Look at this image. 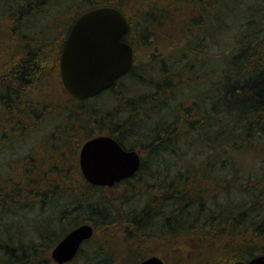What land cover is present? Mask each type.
Here are the masks:
<instances>
[{
    "label": "rangeland",
    "instance_id": "obj_1",
    "mask_svg": "<svg viewBox=\"0 0 264 264\" xmlns=\"http://www.w3.org/2000/svg\"><path fill=\"white\" fill-rule=\"evenodd\" d=\"M22 1L25 0H0V20L7 17L5 12H15L22 5ZM46 1L42 5L37 3L35 5L37 8L33 11H27L24 19L8 21L5 25L6 33H3L4 29L0 31V46L3 47L0 53L2 62L8 60L10 56L25 58L28 44H26L27 41L25 43L18 41L17 33L25 34L28 37L40 34L41 40L60 35L59 40H62L65 32L76 18L75 9L80 14L95 6L96 2L103 3V0H92L94 5L90 3V0ZM188 1L183 0L182 4H179L175 0H111L112 3L123 9L135 28L130 41L135 46L136 63L130 74L123 77L113 89L106 91L87 104L88 109H92L91 115L107 114L108 117L105 121L111 124L112 122H126L130 113V110L127 109L129 105L126 102L137 100L138 106H136L134 114L138 119L130 116L132 122L124 125L125 128L131 126V129H134L133 122L136 121L143 128L135 131L142 135H137L134 130L129 132L131 130L129 129L128 132H125L130 137L124 138L123 141L127 146H132L140 152L145 160L148 156L141 145L144 144L148 131L151 129L150 124L157 123L163 116H158V106L155 107L157 104L151 105L150 100L154 98L155 101L162 97L158 103L162 104L163 108L167 107L165 110L171 112L172 121L174 120L175 125L179 128L176 132V137L180 139L178 145L173 150L170 149L171 152L162 153L158 158L161 164L151 166L154 167L152 173L158 172L154 177L144 174L140 180L131 182L132 186H130V182H124L111 188H91L86 196H83L85 201L79 203V192L75 197H66L63 193L67 189L63 190L59 187L58 195H54V198L47 189V186L54 182L53 180L30 178L31 185H35L47 193L43 201L34 197L33 206L27 207V196L23 200L22 194H26L27 189L29 191L33 189V186L25 185L28 183V179L14 177L4 179L8 190L13 186L21 189L18 201L26 203L25 205L15 204L13 206L15 214L2 220L3 224L8 223L11 226L15 222L27 226L21 240L22 244L42 248L40 243L45 244V239L48 236L46 233L43 236L38 235V230L51 224L50 229H54V231L50 230L51 237H63L67 232L64 229L69 227L67 221L74 219L76 214L88 216V213L82 214L81 210L94 206L96 201H99L104 210L98 220L101 222L104 220L107 223L101 226L97 222L100 227L95 230L93 239L83 246L79 257L67 264H93L99 259V255L103 256L108 264H126L133 256H137V260L156 256L162 259L165 264H225L226 260L231 259L232 243L234 242L227 238L229 232H225L219 237V240H216L213 237L214 232L217 234L224 225L210 222L209 217L215 219V215L222 216L228 212L231 213L229 214L231 217H237L242 212L244 213L243 219L248 218L247 221L252 224L253 228V225L264 222V134L257 133L254 128L247 131L243 122L235 120L236 118L232 115L224 118L223 112L216 109L221 96L218 87H222L223 71L229 66L230 56L241 52L234 48L236 47L235 41L238 40L237 31L246 25L247 18L250 17L253 19L252 23L259 26L258 42L261 43L264 37V0H231L233 7L230 10L224 9L218 16V21L214 22L215 26L222 27L221 33L214 37L210 31H201L199 25L197 26V20L192 18L195 19L198 11L196 8L189 9ZM8 3L11 4L8 5ZM151 11H165V13L160 14V19L150 22L143 21V26L151 29L149 38L152 43L146 45V42L140 41L139 38L140 32H143L140 27L142 23L140 19H145L144 15ZM192 12L193 14H191ZM15 28L20 31H13ZM51 41L53 40L51 39ZM33 43V41L30 42V45L33 46ZM251 45L259 44L253 42L247 46ZM260 49V46L254 47L256 53H264ZM47 72L49 73L48 77H51L47 79L45 90L48 98L45 103L47 105L63 104L61 101L63 98L60 96V92H63L60 77L53 76L51 71ZM32 101L35 103H33L34 105L38 104V100ZM196 101L200 102L201 116L193 113L194 109L199 107L198 103L195 106ZM147 104L151 105L153 110H150ZM187 113L197 122L190 125H186L184 122L181 124L183 116ZM232 113L236 112L232 111ZM65 115L64 113L50 115L46 127L60 123ZM262 115L264 116V113ZM27 118L25 116L24 119ZM169 118H167L168 121ZM83 120L87 127L84 130L92 132V121L88 114ZM260 121L261 124L256 128L264 131V120ZM42 122L44 123V121ZM75 123H78V118ZM29 133H26V135L28 134L26 140L20 142L22 144H11L0 153V171L9 172L13 176L14 170L10 168V163L7 166L2 157L9 154L11 161L16 162L20 167L24 161V155L31 153L37 145L42 144L43 140L36 137L39 132ZM90 134L92 133L88 135ZM133 134H135V138H133ZM87 138L88 136L78 145H73L76 148L75 151L72 149L73 147L68 149L67 155H59V152L58 155H55L50 152L48 154L49 163L60 164V161H64L71 167V162H77L80 148ZM224 140L228 141L224 142ZM20 169L23 170V168ZM78 170L80 171L79 166ZM202 172L215 173L219 177L220 185H225L219 191L205 188L195 191L188 189L185 192L186 201L191 204L189 207L201 205L203 209L201 220L208 225L207 235L197 237L186 230L171 232L168 227L169 230L162 226H155L147 228L146 232L149 231L152 234L150 236L140 234L136 237L132 236L134 229L132 225L130 226V217L143 210L155 211L154 200L155 194L158 192L154 190L158 188V185L166 184L169 191H183L186 188V185L184 186L186 176L197 178L198 173ZM204 184L205 182L202 183V185ZM24 186L28 188L22 189ZM83 186L82 181L79 182L75 187L78 190L75 191H83L85 189ZM163 190L165 189H161V191ZM70 192L72 191L70 190ZM199 194L203 197L202 200H199L201 197ZM78 205L83 208L74 210ZM72 208L74 213H67L68 217L65 221L60 222L56 219L62 215V211ZM157 215L154 214L153 217L158 219ZM71 217L73 218L70 219ZM92 220H95V216H92ZM98 220L96 218L95 221ZM160 221L158 219L157 223ZM241 227L243 226H237L235 231L240 230ZM263 234L253 237L245 249L253 248L255 253L263 251ZM234 239L240 240L237 237ZM51 250L49 251L50 258Z\"/></svg>",
    "mask_w": 264,
    "mask_h": 264
},
{
    "label": "trees",
    "instance_id": "obj_2",
    "mask_svg": "<svg viewBox=\"0 0 264 264\" xmlns=\"http://www.w3.org/2000/svg\"><path fill=\"white\" fill-rule=\"evenodd\" d=\"M90 1V3L94 5V1ZM175 1L182 4L183 0ZM46 2V0L22 1V5L18 7L15 12H5L7 17L5 16L3 20H0V31L4 29L5 32L3 33H6L7 31L5 25L8 21H12L14 19H17L18 21L21 18L24 19L23 17L26 16L27 11H33L37 8V6H35L37 3L42 5ZM102 2L103 3L96 2V5L92 8L110 6V4L111 7H114L111 0H103ZM188 3L189 9L196 8V10L200 13L196 12L197 16L195 19L192 18L193 20H197V26L199 25L201 31H210L213 37L220 34L222 31V27L215 26L214 22L218 21L217 18L224 9L230 10L233 7L231 0H189ZM10 4L11 3H8V5ZM113 4L116 8H120L115 3ZM120 9L123 11L122 8ZM161 13H165V11H151L150 13L144 15L145 19H140V21L142 20V23L139 24L141 25L140 27L143 29V32H140L139 38L140 41L146 42V45L152 43L149 38V35L151 34L149 30L151 29L143 26V21L148 20V22H150L151 20L160 19ZM80 14H78L77 9H75L76 18ZM191 14H193V12ZM126 18L129 24V31L123 37V41L131 45L134 55L132 67L126 74L128 75L136 63V50L135 46H133L134 44L130 41L132 31L135 28L131 20L127 16ZM137 19L139 20V17ZM252 22L253 19L250 17L247 18L246 25L237 31L238 40L235 41L234 45L236 47L234 48L241 52L230 56L229 66L223 71L224 75L221 77L222 87H218V91L221 92V96L218 99L216 109L223 112L222 115L224 118L232 115L236 118L235 120L240 123L243 122L245 124L244 126L247 127V131H251L254 128L257 133L264 134L263 130L256 128L257 125L261 124L260 120H264V116L262 115V113H264V53L258 54L254 50V47L260 46L264 52V37L261 43L258 42V33L260 32L258 28L259 26L257 27V25ZM14 23L16 24V21ZM16 28L13 31L19 32L20 29ZM40 36V34H36L34 37H28L25 34L17 33L18 41H22L23 43L27 41L26 44H28V52L26 53L25 58L21 59L10 56L8 60L4 62L0 60V153L11 144L20 143L26 140L28 135H26L27 132H39V135L36 137L43 140L42 144L37 145L36 148L33 149V153L31 152L24 155V161H22L20 167H18L19 164L11 161L9 154L5 155L6 159L1 156L7 166L10 163V168L14 170V174L11 176L9 172L0 171V264H55L50 258L49 251L62 238L51 237L52 234L50 233V230L54 231V229H50V226H52L51 224L38 230V235L40 234V236H43L46 233V236H48L45 239V244L40 243L42 248L39 249L34 245L31 246L29 244H22L21 240L25 235L24 233L27 230V226L18 222L13 223L11 226L8 223L3 224L2 220L11 214H15L16 211L13 208L15 204L25 205L26 203H19L18 201L21 189L13 186L8 190L4 179H11L12 177L28 179V183L25 185L28 187L33 186V189L30 191L29 189L26 190V188H28L27 186L22 188L26 190V194H22V198L25 200L24 197L27 196V207L33 206L34 197H38L41 201H43L47 193L43 191V189H39L35 185H31V182L29 183L30 178L33 180H53L54 182L47 186L48 192H51L53 197L54 195H58L57 189H59V187L63 190L67 189V191H64L63 193L66 197H75L79 192V203L85 201L83 196H86V193L91 188H100L90 186L85 182L78 170L77 162H71V167L70 165L65 164L64 161H60V164L49 163L48 154L50 152L55 155H58V152L59 155H67V150L73 147L72 149L75 151L76 148L73 145H78L83 139H85L86 136H88V140L99 135H107L114 138L125 150H135L132 146H127L123 140L124 138H128L129 135L127 132L131 129V126H126L125 128L124 124H128L130 121L132 122L130 116L133 118L136 117V120L138 119V117L134 114V111L137 108L136 106H138L137 100H128L126 102L127 105H129L127 109L130 110V113L127 121L123 123H106L105 120L108 117L107 114L100 116L91 115L92 109H88L87 106V104L93 99L103 95L106 91L113 89V87H115L117 83H119L126 75L118 79L110 89H107L96 97L87 100L75 99L70 96L63 87H61L63 92H60V96L63 98V100H61L63 104L47 105L45 101L48 96L45 88L47 79L51 77H48L49 73L47 71H51L53 76H59V55L64 38L59 40L60 35H57L51 38L53 40L51 41V39L41 40ZM32 41L34 42L33 46L30 45V42ZM253 42L254 44L259 45L247 46ZM2 48L3 47L0 46V53ZM165 84L168 85V83ZM215 90H217V88H215ZM161 98L159 100H161ZM32 100H38V104L34 105L35 103ZM159 100L155 99L154 101V98H152L150 100V104H157L155 107L158 106V116L163 115L162 119H159L157 123L150 124L151 129L148 131L149 135L147 134V138L143 142L144 144L141 145V148L146 151V156H148V158L145 160L142 159L143 162L141 164V168L136 175L120 183L130 182L131 184L133 181L140 180V177L144 174H150L151 177H154V175L158 172L152 173V171H154V167L151 166L161 164V162L158 161V158L161 157L162 153L165 154L168 151L171 152V150H173L179 143L180 139L176 137V132L179 128L175 125V121H172L173 116L171 112L165 110L167 107L163 108L162 104L158 103ZM140 102H142V100H140ZM197 103L199 104V107H196L193 113L201 116L200 102L196 101L195 106H197ZM147 105L150 110H153L151 105ZM232 111L236 113L234 114ZM63 113L66 115L60 123L46 127L50 115H62ZM86 114H88L92 121V132L84 130V128H87L83 123V119ZM25 116L28 118L24 119ZM168 117H170L169 121L167 120ZM77 118L78 123H75ZM42 121H44V123ZM183 122L186 125H190L193 122H197V120L194 121V119L187 113L183 116L181 124H183ZM134 124L135 128L131 129L129 132L133 130L139 131L143 128L136 121L133 122V125ZM109 125H111V127H109ZM136 131L135 133L137 135H142L140 132L138 133ZM89 133L95 134L90 136L92 134L88 135ZM133 135V138H135V134ZM227 141L228 140H224V142ZM20 168H23V170ZM197 176V178L193 176L190 177L188 175L186 176V182L184 183L186 188H184L183 191H169L166 184L158 185V188L154 190L158 192V194H155L154 200L155 211L152 212L149 210H143L139 214H132L130 217V226L132 225L134 229V234L132 236L136 237L138 234L142 236H150L152 234L149 233V231L146 232L147 228L155 226H162L165 228L168 227L171 232H178L181 229V231L186 230L193 233V236L197 237H199V235H207L208 225L206 223L204 224L205 221L201 220L203 218V209L201 205L197 204L199 206L196 205V207H194L192 205L189 207L191 204L186 201L185 192L188 189L195 191L204 190L205 188L213 191H219L223 189L225 185H220L219 177L215 175V173L207 174L202 172L198 173ZM182 178L184 179V177ZM81 181L84 184L83 187L85 189L83 191H75L78 190V188H75L76 185ZM203 182H205L204 185H202ZM130 186H132V184ZM163 188L165 190L161 191ZM70 190L72 192H70ZM202 199L203 197L201 196L199 200ZM81 208L83 207L78 205V207L74 210H80ZM102 210H104V208L101 207L99 201H96L94 206L92 205L89 208L82 209L81 213H88L89 215L95 216V220L96 218L98 220L99 215L103 214ZM67 213L73 214V208L68 211H62V215L56 217V219L60 220V222L65 221L68 217ZM154 214H158L157 218L162 222L160 221V223H157L158 219L153 217ZM229 214L231 213L228 212V214H223L222 216L215 215L216 220L209 217L211 219L210 222H215L217 224L222 223L224 225L223 229L219 230L217 234L214 232L213 237H215L216 240H219L220 236H222L225 232H229L227 238L234 242L232 243L233 251L231 252V259L226 260L225 264H246L252 257L264 255V250L259 253H255L253 248L250 250L245 249L251 243L253 237L264 233V222L253 225V228L252 224L248 223V218L243 219L244 213H239L237 217H231ZM89 215L82 216L76 214L74 219L71 217L70 219L72 220L67 221L69 222V227L64 229L67 231L66 233L84 223H92L90 225L94 228L95 232V230L100 227L97 222H99L101 226L102 224L104 225L107 223V221L105 222L104 220H102V222L100 220H92V216ZM239 225L243 227H241L240 230L235 231V228ZM234 237H237L240 240H235ZM92 239L93 238L90 240ZM90 240L82 244L76 257L80 256L83 251V246L86 243H89ZM10 243H13V245H10ZM98 258L99 259L93 264H108L107 260H105L103 256L99 255ZM136 258L137 256L129 258V262L126 264H133L141 260H137Z\"/></svg>",
    "mask_w": 264,
    "mask_h": 264
},
{
    "label": "water",
    "instance_id": "obj_3",
    "mask_svg": "<svg viewBox=\"0 0 264 264\" xmlns=\"http://www.w3.org/2000/svg\"><path fill=\"white\" fill-rule=\"evenodd\" d=\"M128 29L125 16L112 7L90 9L75 20L60 57L61 82L72 97L93 98L127 74L133 63V52L122 38ZM79 167L87 183L110 188L131 178L138 171L140 160L137 152L124 150L113 138L97 136L81 147ZM92 235L91 225L77 226L52 249V260L56 264L72 261ZM136 264L165 263L151 256ZM246 264H264V255L254 256Z\"/></svg>",
    "mask_w": 264,
    "mask_h": 264
},
{
    "label": "flooded vegetation",
    "instance_id": "obj_4",
    "mask_svg": "<svg viewBox=\"0 0 264 264\" xmlns=\"http://www.w3.org/2000/svg\"><path fill=\"white\" fill-rule=\"evenodd\" d=\"M109 4H110V3H109ZM112 5L114 6V8H116V6H115L113 3H112ZM110 7H111V4H110ZM117 9H119V10L121 11L120 8H117ZM61 50H62V46H61V49H60V55H59V77H60V57H61ZM135 151H136V150H135ZM137 152H138V151H137ZM79 153H80V151H79ZM138 154H139V156H140V160H141V164H142V162H143V161H142V159H143V158H142V155H140V154H141L140 152H138ZM77 162H78V166H79V158H78ZM141 164H140V168H141ZM140 168H139V169H140ZM79 169H80V167H79ZM138 172H139V171H138ZM138 172H137V173H138ZM80 173H81V171H80ZM137 173H136V174H137ZM136 174H135V175H136ZM81 175H82V174H81Z\"/></svg>",
    "mask_w": 264,
    "mask_h": 264
}]
</instances>
